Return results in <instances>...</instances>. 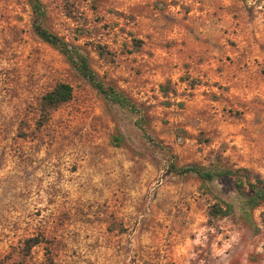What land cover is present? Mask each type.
<instances>
[{
	"label": "rangeland",
	"instance_id": "374dc122",
	"mask_svg": "<svg viewBox=\"0 0 264 264\" xmlns=\"http://www.w3.org/2000/svg\"><path fill=\"white\" fill-rule=\"evenodd\" d=\"M40 1L134 109L34 34L27 0H0V264H264V203L177 171L264 180V0ZM204 63L227 80L237 64L249 88L205 81ZM58 83L71 99L45 118Z\"/></svg>",
	"mask_w": 264,
	"mask_h": 264
},
{
	"label": "trees",
	"instance_id": "16d2710c",
	"mask_svg": "<svg viewBox=\"0 0 264 264\" xmlns=\"http://www.w3.org/2000/svg\"><path fill=\"white\" fill-rule=\"evenodd\" d=\"M31 10V28L34 34L44 43L56 49L65 59L73 65L78 73L105 99L121 107L134 109L128 97L113 86H105L98 78L90 66L88 55L82 52L76 45L62 39L60 36L50 32L45 26L46 10L40 0H27ZM72 96V88L67 83H58L50 91L43 94L40 98V112L48 118L50 113L58 107L68 103ZM181 174L194 173L203 182L212 181L221 177H232L234 186L241 197L244 198V205L254 209L264 203V180L257 176H251L249 171L244 168L239 169H218L201 170L195 166L181 168L177 170ZM247 190V191H246ZM220 206L216 205L210 213L213 217L226 216L232 210V205L220 201ZM39 242L36 239L24 241L25 249H29ZM28 252H21L22 257H26Z\"/></svg>",
	"mask_w": 264,
	"mask_h": 264
},
{
	"label": "crops",
	"instance_id": "0c3cea01",
	"mask_svg": "<svg viewBox=\"0 0 264 264\" xmlns=\"http://www.w3.org/2000/svg\"><path fill=\"white\" fill-rule=\"evenodd\" d=\"M217 64H218V62L212 63L209 66L210 67H213L214 65H217ZM207 65L208 64H206V63H204V64L201 65V69L203 70V73L201 74V78H204V75H206L205 76V81H208V79L211 76H216L217 78H216L215 81L222 82L223 83V86H230V87H232L233 84L235 85V82L238 79V74H239V75H241L240 77L243 78V84H246L247 83V87L249 88V83L247 82L248 81L247 78H249L248 72L245 71L244 69L241 70L240 68H237V64H235L236 67H231V68H226L225 67V69H228L231 72V75H228V77H227V78H229L228 80L225 79V75H226L227 70L221 71V72H219V74H217V73H214V71L212 69H209ZM245 86L246 85H243L244 89H246Z\"/></svg>",
	"mask_w": 264,
	"mask_h": 264
}]
</instances>
